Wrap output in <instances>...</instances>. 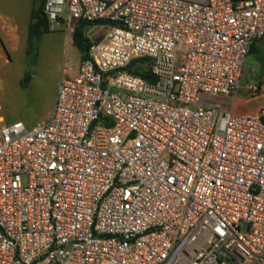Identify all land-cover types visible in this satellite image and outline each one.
I'll list each match as a JSON object with an SVG mask.
<instances>
[{"label":"built area","instance_id":"obj_1","mask_svg":"<svg viewBox=\"0 0 264 264\" xmlns=\"http://www.w3.org/2000/svg\"><path fill=\"white\" fill-rule=\"evenodd\" d=\"M44 13L53 33L94 23L91 43L48 120L7 123L0 105V264H264V107L225 101L264 41V0ZM141 58L151 80L128 72Z\"/></svg>","mask_w":264,"mask_h":264},{"label":"rangeland","instance_id":"obj_2","mask_svg":"<svg viewBox=\"0 0 264 264\" xmlns=\"http://www.w3.org/2000/svg\"><path fill=\"white\" fill-rule=\"evenodd\" d=\"M44 0L37 1V5ZM34 0H0V105L7 123L22 122L32 129L53 108L60 81L78 60V50L62 30L30 38L28 28ZM108 28L99 36L103 37ZM32 41V42H31ZM244 79L255 80L264 92V41L248 56ZM29 77L24 88L23 79ZM252 98L261 99L255 95Z\"/></svg>","mask_w":264,"mask_h":264},{"label":"trees","instance_id":"obj_3","mask_svg":"<svg viewBox=\"0 0 264 264\" xmlns=\"http://www.w3.org/2000/svg\"><path fill=\"white\" fill-rule=\"evenodd\" d=\"M37 1L39 0H34L35 5L31 12L30 24H29V29H28L30 38H38L44 34L49 33L48 20L44 13V3L37 5ZM235 1H238V0H235ZM93 24L94 23L87 22V21H79L76 27V31L73 35V44L81 53L82 60L88 57V50H89V46L91 42L87 36V32ZM250 51L253 52L252 48ZM147 61L148 59H145V58H141V59L134 61L128 67V72H130L131 74L140 76L146 80H151L149 71L146 70L147 67L145 66ZM29 81H30V78L26 76L23 79L22 86L25 88L29 84Z\"/></svg>","mask_w":264,"mask_h":264},{"label":"crops","instance_id":"obj_4","mask_svg":"<svg viewBox=\"0 0 264 264\" xmlns=\"http://www.w3.org/2000/svg\"><path fill=\"white\" fill-rule=\"evenodd\" d=\"M63 34H65V33H63ZM44 35H42V36H44ZM69 36H71V38H73V35L65 34V37L68 40H69V38H68ZM259 43H260V41H256L252 45L251 48H252L253 52L250 51L249 55L258 51ZM70 44L74 48H76L73 44V41L70 40ZM81 61H82V55L78 50V60L75 63V66H73V68L71 69V72L67 73L66 77L75 78L78 76V69H79V65H80ZM243 72H244V70H243ZM243 76H244V73L242 74L241 81H240V87L238 88V90L235 91L234 93H232L231 95H229L228 97H226V99H225L227 109L231 110L236 115L254 112V111H257V110L264 107V92L262 90L263 88H261V85H260V91L257 94H252L250 92V87L252 85L257 84V82L255 80H252V81L245 80ZM262 81H264V80H262ZM255 95H257V96L259 95L261 99L252 98ZM55 101H56V99H55ZM55 101L53 103V108H54ZM53 108H52V110H53ZM52 110H51V112H50V114L46 120H48L50 118ZM46 120H43V121H46Z\"/></svg>","mask_w":264,"mask_h":264}]
</instances>
